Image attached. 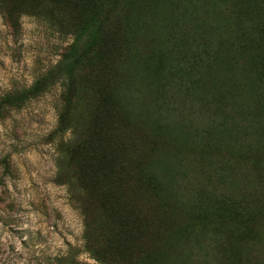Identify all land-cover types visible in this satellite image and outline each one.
<instances>
[{
  "label": "trees",
  "instance_id": "16d2710c",
  "mask_svg": "<svg viewBox=\"0 0 264 264\" xmlns=\"http://www.w3.org/2000/svg\"><path fill=\"white\" fill-rule=\"evenodd\" d=\"M0 12L73 38L0 96L4 119L62 87L56 181L85 231L56 264H264V0H0ZM176 84L204 126L177 114Z\"/></svg>",
  "mask_w": 264,
  "mask_h": 264
},
{
  "label": "rangeland",
  "instance_id": "374dc122",
  "mask_svg": "<svg viewBox=\"0 0 264 264\" xmlns=\"http://www.w3.org/2000/svg\"><path fill=\"white\" fill-rule=\"evenodd\" d=\"M20 23L14 29L0 12V96L29 87L60 60L73 40L28 14L22 15ZM188 56L189 51L178 54ZM61 93L58 84L0 119V264H56L54 258L71 246L84 249V215L68 187L56 181L61 154L50 134L58 126ZM169 96L178 115L193 118L198 126L210 121L203 105L187 97L177 84ZM5 158L10 172L4 175ZM199 178L190 171L184 185L191 190ZM258 257L256 251L253 258ZM79 259L97 263L85 251Z\"/></svg>",
  "mask_w": 264,
  "mask_h": 264
}]
</instances>
